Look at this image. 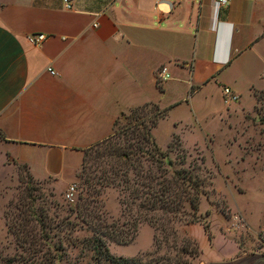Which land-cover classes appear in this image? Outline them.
Listing matches in <instances>:
<instances>
[{
	"label": "crops",
	"instance_id": "crops-1",
	"mask_svg": "<svg viewBox=\"0 0 264 264\" xmlns=\"http://www.w3.org/2000/svg\"><path fill=\"white\" fill-rule=\"evenodd\" d=\"M263 45L264 0H0V164L66 189L87 150L142 106L161 113L151 134L162 149L174 136L186 148L239 147L230 123L264 86ZM223 86L238 100L225 102ZM237 155L228 180L250 173L233 171ZM210 209V231L186 226L200 248L193 264H264V193L257 205L236 200L228 216ZM153 233L142 223L111 250L134 256Z\"/></svg>",
	"mask_w": 264,
	"mask_h": 264
},
{
	"label": "rangeland",
	"instance_id": "rangeland-1",
	"mask_svg": "<svg viewBox=\"0 0 264 264\" xmlns=\"http://www.w3.org/2000/svg\"><path fill=\"white\" fill-rule=\"evenodd\" d=\"M253 94L254 105L248 110L243 109L242 115L239 113L230 123L237 129L234 139H230L239 147L220 142L221 145L216 144L214 149L211 146L186 148L176 144L171 150L164 149L168 157L176 161V168L197 171L193 173L198 177V189L204 191L199 202L197 222H202L208 231L210 208L228 216V209L236 200L257 205L259 194L264 193V86L255 88ZM154 110L151 107L128 112V119L118 121L112 136L87 150L78 174L76 192L71 199L65 197L68 187L59 188L50 178H34L23 164H0V256L25 254L29 257L26 249L19 245L18 238L25 235L19 228H34L39 232L45 221L43 226L52 236L51 242L60 241L64 246V256L58 264H187V261L193 264L200 252H196L198 256L193 254L197 248L184 237L196 239L186 229L187 225L195 222L184 219L173 222L164 230L155 231L153 228L152 246L134 256L114 255L110 247L119 243L107 234L109 225H121L125 221V229H132L131 218L126 213L124 215L120 202L123 195L121 186L112 182V169L121 167L120 154L131 144H145L141 137L155 121ZM233 154H238V164L233 165V171L248 169L246 171L250 172L242 180L237 174L231 175L229 180L225 177L232 170L226 161H232ZM199 177L205 181L201 182ZM237 189H246L247 192L240 195ZM201 205L208 210L201 213ZM29 214L36 220L26 223L22 216ZM101 240L105 243L104 247L100 244ZM184 248L189 252H183ZM107 252L117 257L118 261L108 258ZM0 264H4L1 259Z\"/></svg>",
	"mask_w": 264,
	"mask_h": 264
},
{
	"label": "trees",
	"instance_id": "trees-1",
	"mask_svg": "<svg viewBox=\"0 0 264 264\" xmlns=\"http://www.w3.org/2000/svg\"><path fill=\"white\" fill-rule=\"evenodd\" d=\"M144 108L142 106L133 110ZM153 115L156 116L155 121L141 137L145 144H131L127 150L120 154L121 167L116 170L112 169L114 173L112 182L121 186L123 195L120 202L124 215L126 213L131 218L132 227V229L129 228L130 230L125 229V221L121 225H109L110 231H107V234L119 244L133 241L142 223L150 224L156 231L157 229L164 230L173 222L183 219L187 222L198 221L199 202L204 191L198 189V177L193 173V171L195 173L197 171L186 167L176 168L174 166L176 161L174 162L168 157L167 150H171L174 144L182 146L178 136H174L167 150L157 145L151 134V127L161 113L155 109ZM125 118L128 119V115ZM185 149L184 151H186ZM199 178L201 182L205 181L203 178ZM22 218L26 223L36 220L30 214L22 216ZM43 223L45 224V221L42 222V230L39 232L34 231V228H19V231L25 234L18 238L20 239L19 245L26 249L29 257L24 256L25 254L0 256L1 261L4 264H58L64 256V246L60 241L51 242L52 236L44 229ZM10 229L12 230L11 226ZM184 240L195 245L197 251H194L193 254L198 256L199 253L196 252H200V248L196 239L187 236L184 237ZM101 242L100 244L104 247L105 243ZM105 250L107 251V248ZM182 251L189 252L185 248ZM106 254L108 258L118 261L117 257L110 255L109 252ZM187 264H189L188 261Z\"/></svg>",
	"mask_w": 264,
	"mask_h": 264
},
{
	"label": "built area",
	"instance_id": "built-area-1",
	"mask_svg": "<svg viewBox=\"0 0 264 264\" xmlns=\"http://www.w3.org/2000/svg\"><path fill=\"white\" fill-rule=\"evenodd\" d=\"M65 1V5L67 8H71L72 7V0H64ZM217 2L219 3V5H226L228 4L229 0H217ZM35 43H40L43 40L46 39V35L45 34H39L36 37L33 38ZM49 72L51 74H55V70L52 69L51 67L48 68ZM158 79L163 81L166 79V68H162L158 74ZM223 90V94H224V100L225 102H227L228 104L231 102H235L238 100L239 98V94L233 90L231 87L229 86H223L222 87ZM76 188H77V184L76 183H72L68 186V188L66 189L65 192V197L68 199H71L75 192H76Z\"/></svg>",
	"mask_w": 264,
	"mask_h": 264
}]
</instances>
